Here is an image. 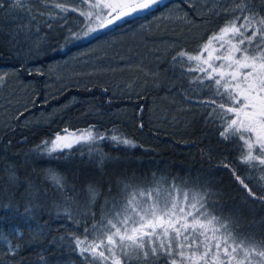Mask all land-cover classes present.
I'll return each instance as SVG.
<instances>
[{
  "label": "trees",
  "instance_id": "1",
  "mask_svg": "<svg viewBox=\"0 0 264 264\" xmlns=\"http://www.w3.org/2000/svg\"><path fill=\"white\" fill-rule=\"evenodd\" d=\"M179 2L186 6L184 0ZM225 17L223 14L199 17L202 37L199 35L177 46L163 65L170 72L173 60L178 65L175 72L192 75L184 77L192 85H207L199 100L192 102V110L184 113L186 126L177 134L158 130L151 123L152 98L162 94L163 88L118 96L104 83H89L44 97L41 73L32 72L27 76L25 64L17 61L0 43V68L17 69L23 80H31L36 87L29 112H48L67 105L70 99L78 100L48 125L27 127L14 121L12 127L0 129V264H88L85 259L88 254L80 255L74 237L83 238L85 227L91 229L94 222L98 223L113 208L114 202L117 207L123 205L134 190H178L196 195L203 198L206 211L227 223L235 235L264 240V199L254 183L245 181L250 169L241 161V142L235 137L224 139L220 134L221 121L210 115L216 108L211 101L222 99L215 94L214 81L208 80L203 72L196 74L184 69L195 66L196 62L177 56L180 51L197 53L209 35L225 25ZM58 31L65 36L59 27ZM76 33L66 35L61 46L49 51L47 59L61 57L62 47L73 50L83 44L80 37L70 38ZM196 77L202 79L196 80ZM89 107L100 115L127 110L128 120L95 118L87 113ZM65 127L70 131L91 127L105 139L92 145H74L70 150L51 155L36 150L41 141L54 138ZM112 135L130 139L135 147L117 144L110 139ZM49 171L64 177L63 193L45 179ZM10 173L17 177L15 182L10 181ZM29 184L34 185L35 197L30 194L33 190ZM89 185L97 191L95 202L90 201ZM249 189L254 196L249 195ZM26 208L30 211L26 212ZM65 208H70L73 219ZM74 219L80 221L79 225ZM10 248L17 250L13 252Z\"/></svg>",
  "mask_w": 264,
  "mask_h": 264
},
{
  "label": "snow or ice",
  "instance_id": "2",
  "mask_svg": "<svg viewBox=\"0 0 264 264\" xmlns=\"http://www.w3.org/2000/svg\"><path fill=\"white\" fill-rule=\"evenodd\" d=\"M49 2L59 13L65 14L49 13V19L65 20L67 13L75 12L85 21L93 22L83 31V35L88 36L125 18L150 11L162 0ZM13 3L20 7L22 0H13ZM81 4L87 7L82 8ZM3 7L0 3V8ZM236 10L239 15L212 34L197 54L180 51L177 56L195 61V66L188 70L203 72L208 80L214 81L215 94L222 99L211 101L216 108L210 115L221 121V136L242 141V163L250 167L258 165L264 170V16L254 12L247 0H241ZM79 37L80 34L76 33L70 38ZM220 49L225 50L221 52ZM5 75L0 74V87ZM103 139L104 135L91 127L83 131H70L65 127L54 138L41 141L36 150L51 155L70 150L74 145H92ZM110 139L117 144L135 147L127 138L112 135ZM9 179L15 182L17 177L10 173ZM45 179L63 193L66 185L63 176L49 171ZM240 182L248 188L243 180ZM29 189L33 190L30 194L35 197L34 185L29 184ZM88 191L90 201L95 202L96 189L89 185ZM249 195L254 196L251 189ZM149 200L152 203H147ZM27 211L30 209L26 208ZM65 212L73 219L70 208H65ZM74 222L80 223L75 219ZM74 243L81 256L87 253L91 258L85 257L88 264H158L161 260L164 264H264V240L254 241L235 235L227 223L208 214L203 198L196 195L189 198L187 192L180 201L169 194L161 203L159 192L154 197L153 190L131 191L123 205L117 207L114 202L113 208L104 213L98 223L94 222L91 229L84 228L83 238L74 237ZM16 250L10 248V251Z\"/></svg>",
  "mask_w": 264,
  "mask_h": 264
},
{
  "label": "rangeland",
  "instance_id": "3",
  "mask_svg": "<svg viewBox=\"0 0 264 264\" xmlns=\"http://www.w3.org/2000/svg\"><path fill=\"white\" fill-rule=\"evenodd\" d=\"M168 1H164V4ZM240 1L184 0V7L180 3L169 5L151 13L144 22L120 26L101 38L99 35L107 29L101 28L88 36L83 35L86 26L93 22L85 21L78 13H67L65 20L49 19V13H59L49 0H22L20 7H16L13 0H1L4 7L0 18V43L17 61L25 64L27 76L32 72L41 73L44 97L58 94L71 86H86L89 83H104L112 94L118 96L139 95L145 90L157 91L163 88L161 95L152 98L151 123L158 130L177 134L186 126L184 113L192 110V102L199 100L201 91L207 85H192L189 78L184 79L192 75L189 72H175L178 65H174L173 60L169 72L163 67L168 62L166 58L177 46L201 34L203 26L197 20L199 17L205 14L216 17L228 13L232 19L239 15L236 6ZM81 7L87 6L81 4ZM228 18L229 16L225 23L230 20ZM49 24L52 25L51 28L48 27ZM58 27L66 33L65 36L79 33L83 44L73 50L60 48L66 39L61 36ZM69 28L72 29L71 33ZM216 44L219 47V42ZM57 45H60L62 56L47 59L49 51ZM224 50L220 49L221 52ZM190 66L183 68L188 70ZM0 74H6L3 86L0 87V129L12 127L14 121L27 127L48 125L55 116H60L78 101L70 99L67 105L48 112H29L36 95V87L32 81L23 80L17 69L11 67L0 68ZM128 112L115 111L100 115L92 107L87 111L95 118L126 121ZM249 169L245 181L254 183V187L264 195V179H261L264 170L258 165L249 166ZM156 192L160 194L161 203L169 194L180 201L184 193L178 190L153 191L154 197ZM192 196L189 195V198ZM208 214L213 216L209 212Z\"/></svg>",
  "mask_w": 264,
  "mask_h": 264
},
{
  "label": "flooded vegetation",
  "instance_id": "4",
  "mask_svg": "<svg viewBox=\"0 0 264 264\" xmlns=\"http://www.w3.org/2000/svg\"><path fill=\"white\" fill-rule=\"evenodd\" d=\"M164 1H167V0H163L157 6H153V8L150 11H146V12L140 13L139 15H135L132 17L125 18L122 21H118L111 28H108L107 30L105 29L106 31H104V33L100 34L99 36H101V38H102V36H105L107 34H111L109 32L113 31L116 28H119L120 26H124V25H128V24H135V23L138 24V23L144 22L150 17L151 13H153V12L155 13L156 11L160 10L161 8L162 9L166 8L169 5L180 3L179 0H169L167 4H164ZM235 3H238V2H235ZM247 3L250 7H252L254 12L258 13L260 16H264V1H262V0H247ZM225 15H226V17H225L226 19L228 16H229L228 19H230V15L228 13H226ZM249 35H250V33H249ZM261 195L264 196L263 194H261Z\"/></svg>",
  "mask_w": 264,
  "mask_h": 264
},
{
  "label": "water",
  "instance_id": "5",
  "mask_svg": "<svg viewBox=\"0 0 264 264\" xmlns=\"http://www.w3.org/2000/svg\"><path fill=\"white\" fill-rule=\"evenodd\" d=\"M163 1V0H162ZM135 16V15H134ZM113 25H110L109 27H107V28H102V29H108V28H110V27H112Z\"/></svg>",
  "mask_w": 264,
  "mask_h": 264
}]
</instances>
